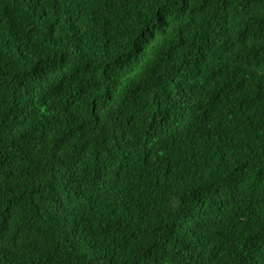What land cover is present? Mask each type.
Here are the masks:
<instances>
[{"label": "trees", "instance_id": "obj_1", "mask_svg": "<svg viewBox=\"0 0 264 264\" xmlns=\"http://www.w3.org/2000/svg\"><path fill=\"white\" fill-rule=\"evenodd\" d=\"M0 264H264V0H0Z\"/></svg>", "mask_w": 264, "mask_h": 264}]
</instances>
